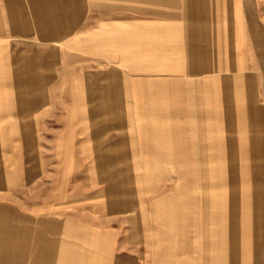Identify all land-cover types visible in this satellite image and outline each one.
Returning a JSON list of instances; mask_svg holds the SVG:
<instances>
[{
  "label": "crops",
  "instance_id": "obj_1",
  "mask_svg": "<svg viewBox=\"0 0 264 264\" xmlns=\"http://www.w3.org/2000/svg\"><path fill=\"white\" fill-rule=\"evenodd\" d=\"M0 128L41 145L43 183L51 151L59 178L89 162L72 201L44 184L26 204L76 247L27 264L264 256V0H0ZM17 187L0 190L11 217Z\"/></svg>",
  "mask_w": 264,
  "mask_h": 264
},
{
  "label": "rangeland",
  "instance_id": "obj_2",
  "mask_svg": "<svg viewBox=\"0 0 264 264\" xmlns=\"http://www.w3.org/2000/svg\"><path fill=\"white\" fill-rule=\"evenodd\" d=\"M25 131L26 130H24V134L20 136L19 130L0 128V190L10 189L13 183L18 185L17 191L14 192V201L17 202L18 207L17 216L11 217L9 214L6 215L4 213L5 210L0 209V264H27V258L20 256V254L24 253L22 252L24 249H33L36 253V251L42 249L53 251L56 249L67 250L75 248L76 246L73 240L74 234L70 232L65 233L62 238L57 239L58 236L51 234L49 239H44L45 236L42 232L41 215L27 217L26 210L27 207L31 210L32 207H37L41 204L44 184H50L46 197L49 196L51 202H57L58 197H62V200L65 201H72L75 198V193L73 194L75 186L79 189L81 186L80 184H82V191L84 192L85 190H88V188L85 189V187L91 185V177L89 176L88 169L89 162H78V166L75 169L72 168L73 162H69L68 164V162L63 161L68 164V171L59 178L58 176L60 172H58V160L53 159V156L55 155L52 154V151L49 160L50 176L47 177L49 183H47L46 180H44L43 183L41 173V145L35 144L34 152L32 153L31 148L33 147V144L31 143V139L29 140V145L26 144L27 140L25 137ZM21 140H23L22 144H19ZM18 148H20L22 152L17 153ZM27 150L31 155L26 154ZM18 157H20L21 160L16 162V158ZM63 162H60V167ZM80 165L81 170L79 169ZM17 180H19V182ZM62 188L67 192L61 193L60 191ZM1 193L0 196H7V200H10V193ZM77 194L79 195L81 193L77 192ZM78 195H76V197ZM253 196L254 194L249 192V187H247L243 190L242 201L245 202L252 200L254 199ZM256 196L257 193H255V199H257ZM26 204L29 205L26 207ZM40 212L41 211H37L34 213L36 214ZM55 213H57L56 209ZM62 215L65 216V211L62 212ZM56 221V219L54 221L50 220L49 227L51 232L58 226ZM248 223H251V221L243 219V228H246L244 233L247 235L251 233V228ZM71 224L73 223L71 222ZM71 227L72 226L70 225L67 226V228ZM82 243L83 247H86V244H88L85 242ZM242 247L247 250H251L250 248H252L248 242L246 245L245 241H243ZM262 248H264V242H258V249ZM16 254H18V256H16ZM33 259L37 260L41 259V257H34ZM33 264L38 263L34 262ZM242 264H264V256H243Z\"/></svg>",
  "mask_w": 264,
  "mask_h": 264
}]
</instances>
